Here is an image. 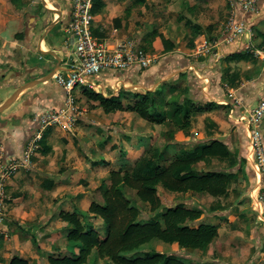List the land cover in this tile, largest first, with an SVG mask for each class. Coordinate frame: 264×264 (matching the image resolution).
I'll return each instance as SVG.
<instances>
[{
    "label": "crops",
    "instance_id": "crops-1",
    "mask_svg": "<svg viewBox=\"0 0 264 264\" xmlns=\"http://www.w3.org/2000/svg\"><path fill=\"white\" fill-rule=\"evenodd\" d=\"M225 2L93 0V33L104 40L109 49L133 42L148 46V53L154 57V62L157 57L165 55L171 59L166 67L159 62L146 69L135 67L125 72L102 73L95 77L94 81L99 87L93 91L106 97L130 89H133L132 93L141 92L139 89L153 84L163 68L168 70L174 64L182 63L183 70L189 71L194 67L189 59L193 56L209 58L202 69L203 75L215 67L219 68V75L213 76L217 83L223 78L222 64L227 69L239 67L243 69L241 72L264 67V48L261 47L264 31H256L261 41L254 60L228 62L225 59L233 53L248 51L247 48L238 47L249 42L243 38L249 34L236 37L233 41L227 40L224 33L226 23L222 21ZM72 3L73 0H0V106L28 80L43 78L53 70L57 59L51 52L60 58L61 67L70 59L69 55H74V47L66 34ZM258 6V14H245L237 8L235 12L238 18L244 14L246 21L251 22L252 29H255L257 24L264 22V0H260ZM163 9L170 13V19H159V26L153 28V23L156 24L155 12ZM164 40L173 45L167 52H164ZM194 43L196 47H193ZM201 44L206 48L197 54V47ZM175 73H172L173 77H168L173 80L170 88L178 79ZM233 73L232 70L231 81L239 76L244 79L242 73ZM56 86L53 81L41 84L38 90L32 92L39 93L35 97L28 96L30 92L27 90L10 108L0 113L1 154L12 157H19L24 152L38 128L40 113L51 109H74L78 117L72 127L48 128L32 157L31 165L20 168L9 181L7 197L20 190L29 201L12 196L11 207L5 208L3 228L11 235L6 247L10 252L5 253L4 257L19 255L32 263L38 262L39 252L34 247L33 237H36L46 257L52 253L51 249L59 243V239L61 246L57 247L63 249L68 224L59 218L60 212L87 215L92 202L101 201L103 190L110 185V170L126 162L125 158L118 157V153L125 151L126 158H130L127 162L134 163L147 148L153 146L151 136L156 133L153 124L136 143V137L132 138V143L126 140L118 143L114 134L109 132L110 119L127 112L106 114L98 107V102L89 101L82 94V89L76 96L72 93L68 97L61 87ZM229 88L227 92L235 93L236 89ZM240 89L239 95H219L214 101H209L214 106L193 115L189 129L184 131L185 134H192L190 141L194 144L220 140L227 143L234 154L239 153V162L231 170L237 174V178L228 194L220 198L207 195L212 201H218L214 210L213 205L210 208L214 218L205 221L206 210L202 209L204 215L201 222L216 225L219 234L207 250L199 251L206 254L203 264H264V204L257 197L262 175L251 160L247 127L239 120L245 112L244 108L255 107L263 96V74L246 79ZM209 102L197 106H205ZM43 106L51 109L40 111ZM261 129L264 138V121ZM106 134L111 138L104 139ZM146 140L148 146H141V142ZM172 142L169 143L173 146ZM33 184H37L36 188ZM12 225H15L14 229Z\"/></svg>",
    "mask_w": 264,
    "mask_h": 264
},
{
    "label": "trees",
    "instance_id": "trees-1",
    "mask_svg": "<svg viewBox=\"0 0 264 264\" xmlns=\"http://www.w3.org/2000/svg\"><path fill=\"white\" fill-rule=\"evenodd\" d=\"M163 43L164 52L173 47L168 40ZM261 47L264 48V36ZM248 51L233 53L225 59L228 62L254 60L253 54ZM119 93L106 97L88 88L82 89V94L89 101L98 102V107L106 114L131 112L153 125L172 121L184 131L189 129L193 115L214 106L210 102L205 106H197L193 102L181 103L174 99L166 102L158 89L153 93L149 90L132 93L134 100H128L123 91ZM145 152L147 154L132 165L123 163L110 170V185L103 190L101 201L92 202L87 215L60 212L59 218L68 224L66 246L63 249L54 247L47 257L49 264H88L94 250L108 264H199L185 261L175 253L141 248L153 240H159L166 244H177L184 252L207 250L219 234L216 225L201 222L204 211L179 203L167 207L161 220L153 216L143 222L142 211L133 204L127 189L136 192L137 198L147 204L152 212L162 206L159 187L170 193L191 192L214 198L224 197L236 181L237 174L217 169H199L198 165L211 164L213 161L228 162L232 170L239 162L238 155L220 140L199 142L170 155L165 146H150ZM242 162L245 160L242 159ZM93 221L98 222L100 227L97 228ZM33 243L40 258H44L45 252L38 245L36 237H33ZM8 264L32 263L14 255Z\"/></svg>",
    "mask_w": 264,
    "mask_h": 264
},
{
    "label": "rangeland",
    "instance_id": "rangeland-1",
    "mask_svg": "<svg viewBox=\"0 0 264 264\" xmlns=\"http://www.w3.org/2000/svg\"><path fill=\"white\" fill-rule=\"evenodd\" d=\"M225 1H226L225 7H224L225 12L222 13L223 14V16H222L223 17V20H222L223 23L227 24L228 20L231 18H234V17H235V19H240V20H241V18L243 19L245 17L244 14H240V18L237 17V14L235 12L236 7H234V1L235 0H225ZM258 12H254V13L258 14ZM155 18H156V21H155L156 24L153 23V28H156L159 26V24H160L159 19L160 20L170 19V13L167 12L166 9L156 11L155 12ZM243 20H244V22H246V24L248 25V27L251 31H250V34L248 37L243 36V38H245L246 40H249L248 43L246 42L248 45H241L238 47V49L247 48L250 52H252L251 54H253V56H255L256 50L259 48V45H260L259 42L261 41V38L256 36V31L257 32H263L264 31V22L257 24L255 29H252L251 22L246 21L247 19H245V18ZM255 39H257V41H255ZM186 41H189V39H187ZM191 43H192V40L188 43L189 46H191ZM196 46L197 45L194 43L193 47H196ZM140 47L143 48V50L146 53L150 52V48L148 46H140ZM68 58H71V55H69ZM189 59L191 60V63L194 66L191 69H189V71L183 70L184 64L176 63L172 67H170L171 69L165 70L163 68L160 72V75H157L156 79H154L155 81L153 82V84H148V86H143L139 90L141 92H146L149 90L153 93L155 91V89L156 90L158 89L160 91L161 97L166 102L167 101L171 102V100L174 99V100L180 101L181 103L193 102L195 105H199L200 103H206L209 101H214L219 95H222V96L223 95L224 96L239 95L241 93L240 88H241L243 82L246 81V79H250L253 76H261L262 74L264 76V67L263 66L262 67H254L253 69L241 72V70H243V69H240L239 67H235V68L232 67V68L227 69L225 67V65L222 64L223 78H222L221 82L219 81L217 83V82H215V77H213V76L219 75L218 72L220 70L218 67H215L214 69H212L210 71H207L203 75L204 72H202V69L204 66H206L208 59H209L208 57L207 58H204V57L197 58V57L193 56V57H190ZM170 61H171V59H167L166 55L160 56V57H157V59L155 60L153 65L160 62V64H162V66L166 67L167 64L170 63ZM181 69H182V71H179ZM215 69L217 72L215 71ZM232 70L234 73H237V74L242 73L241 75H242V77H244V79H242L241 76H239L236 78L235 81L234 80L231 81L230 78H231V71ZM173 72H176L175 74L178 76V79L176 80V83L173 85V87L170 88L171 87L170 84H173V80L169 79V78ZM171 77H173V76H171ZM32 80L33 79L28 80L27 83L29 81H32ZM52 81H50V82H52ZM228 82H229V85H228ZM155 83L156 84L159 83V85L157 87H154L153 85H156ZM39 86H41V84L28 89L29 90L28 92H30V93H28L29 94L28 96H30V97L34 96L35 97V95L39 94L37 92L32 93V92H34V90H38V88H40ZM229 87H233L234 89H236L235 93L234 92H232V93L227 92V90L230 89ZM132 90L133 89L125 90V92L123 91V94H126V97L128 98V100H134L135 99V97L132 95ZM25 91H27V90H25ZM79 91H80V88H77L73 92L72 95L76 96V94H78ZM68 97H69V95H68ZM40 109H41L40 111H42L43 109H51V108L43 106ZM244 110H245V108H244ZM110 120H111V125H110L109 132H112L114 134V137L118 143H121L123 140H126L129 143H132L133 137H136L134 139V142L136 143L137 139H139L140 136H144L143 135L144 132H146V130L152 125V124L150 125V123H147L145 120L141 119L135 113L133 114L130 112H127L126 114L122 113L120 115H115ZM152 128H153V131L156 132L154 136H151L152 140H153V146H155V147L165 146L166 149L168 148V152H167L168 155L175 154L176 152H178L181 149V147L187 148V147H190L191 145L194 144L193 142L190 141V139L192 138V134L191 133L185 134L184 130H180L178 127H176L172 121H167L161 125H157V127H155V125H152ZM109 132H105V133H109ZM100 133L101 132H99V134ZM103 137H104V139H106L107 137L111 138V136L107 135V134ZM172 140H173V142H172L173 146L170 145L171 146L170 147L169 144H171V143H169V142ZM184 140H186V141H184ZM142 145L147 147L148 146L147 140L142 141L141 146ZM145 151L143 152L142 156L147 154ZM1 152L2 151L0 148V154H1ZM236 154L238 155L239 153L237 152ZM126 156H127V153L125 151H123L120 154L118 153V157L122 158V159L125 158V161L127 162V160H129L130 158L127 159ZM99 157L102 158L103 156H99ZM127 164L129 166V165H132L133 163L127 162ZM198 168L199 169L205 168V169H217V170H223V171H231L229 169V163L228 162H219V161H213L211 164H200V165H198ZM239 168L241 170H243L241 167H239ZM36 185L37 184H33L32 186L35 187ZM27 192H29V191H27ZM22 193H23V191L17 190L16 192H14L12 194V196H13V198H15L16 196L23 197ZM127 193L129 195V197L131 198V200L133 201V204L135 206H137L142 211V220L141 221H143V222H146L147 219H149L153 216H156L158 219L161 220V215L163 214L164 210L167 207H172V206H175L179 203L186 204L189 207H197L198 206V208L200 207L201 209L206 210L205 221L211 220L214 217L211 215L212 211H210V208L212 207V205L216 206V204H218L217 203L218 201H216V200L212 201L211 198L208 197L207 195L194 194L191 192L185 193V194L170 193L168 191H165L162 187H159V195L161 197L162 206L156 212H152L147 204L142 203L137 198L136 192H134L130 189H127ZM12 196L10 198L7 197L5 200V207H4V212H3L4 215H5V208L6 209L10 208L11 204L13 203ZM23 198H24L23 199L24 202L29 201V198L26 195ZM6 214H7V212H6ZM93 222L97 228L100 227V224L98 222H95V221H93ZM16 224H18V223H16ZM15 225H12V229H14ZM19 227L21 228V226H19ZM9 229L11 230V228H9ZM7 234H8V230H7ZM10 235L11 234H9L8 236H5L3 234H0V255H1L0 264H8L12 258V257L11 258L4 257L5 253L10 252V249L6 248L8 246L7 242L9 243L8 239H10ZM58 242L59 243L56 244L55 246H53V248L51 249L52 252L54 251V247H57V245L61 246L60 239L58 240ZM34 247L36 248L35 244H34ZM150 249H153V250H156L159 252H165V253H175L180 258L184 259L185 261L199 263V264H203L202 261L206 257L205 253H202L199 251L184 252L182 249H180L175 244H166V243H163L159 240H153L141 248V250H150ZM44 256H45L44 258H40V256H39L38 262L36 260L34 263H32V262H30V263H32V264H49L47 261L46 255H44ZM208 262H209V260H208ZM88 264H108V261L106 259H100L97 256L96 250H94L92 255L89 258Z\"/></svg>",
    "mask_w": 264,
    "mask_h": 264
},
{
    "label": "built area",
    "instance_id": "built-area-1",
    "mask_svg": "<svg viewBox=\"0 0 264 264\" xmlns=\"http://www.w3.org/2000/svg\"><path fill=\"white\" fill-rule=\"evenodd\" d=\"M260 0H235L234 7L245 14L259 11ZM72 15L66 34L74 47V55L58 70L53 81L62 90L71 95L77 88L96 89L99 85L95 77L105 72H125L135 67L149 68L154 63V57L146 53L137 43L119 44L114 50L108 48L107 43L93 33L94 21L93 0H73ZM250 29L241 18H231L225 26L227 40L250 34ZM205 45L197 47V54H201ZM78 120L74 109L45 110L39 114L38 128L26 144L24 152L19 157L0 155V234L8 236L4 207L7 198V185L11 178L22 167H29L32 157L43 139L44 132L53 126L72 127ZM244 122L249 134L251 160L255 168L262 175L259 183L258 200L264 204V138L261 125L264 121V92L258 104L253 108H246L239 118Z\"/></svg>",
    "mask_w": 264,
    "mask_h": 264
},
{
    "label": "water",
    "instance_id": "water-1",
    "mask_svg": "<svg viewBox=\"0 0 264 264\" xmlns=\"http://www.w3.org/2000/svg\"><path fill=\"white\" fill-rule=\"evenodd\" d=\"M52 29V27L50 28V30ZM46 36V35H45ZM42 53H46L41 51ZM52 55L55 56V58L57 59V65L53 68V70L45 77L40 78V79H35L32 80L28 83H25L23 85H21L20 87H18L15 92L0 106V113H3L4 111H6L8 108H10L17 100L18 98L21 96V94L23 92H25V90H28L34 86H37L39 84H44V83H48L50 81H52L54 74L61 69V60L58 56H56V54H54V52H51Z\"/></svg>",
    "mask_w": 264,
    "mask_h": 264
},
{
    "label": "flooded vegetation",
    "instance_id": "flooded-vegetation-1",
    "mask_svg": "<svg viewBox=\"0 0 264 264\" xmlns=\"http://www.w3.org/2000/svg\"><path fill=\"white\" fill-rule=\"evenodd\" d=\"M56 85H57V84H56ZM57 86H59V85H57ZM57 86H56V87H57ZM59 87H60V86H59Z\"/></svg>",
    "mask_w": 264,
    "mask_h": 264
},
{
    "label": "bare ground",
    "instance_id": "bare-ground-1",
    "mask_svg": "<svg viewBox=\"0 0 264 264\" xmlns=\"http://www.w3.org/2000/svg\"><path fill=\"white\" fill-rule=\"evenodd\" d=\"M261 208V207H260Z\"/></svg>",
    "mask_w": 264,
    "mask_h": 264
}]
</instances>
